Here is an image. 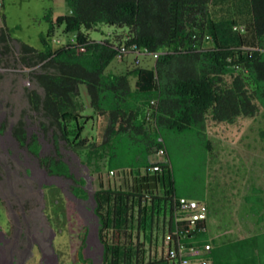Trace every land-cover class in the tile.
I'll list each match as a JSON object with an SVG mask.
<instances>
[{"label":"trees","instance_id":"1","mask_svg":"<svg viewBox=\"0 0 264 264\" xmlns=\"http://www.w3.org/2000/svg\"><path fill=\"white\" fill-rule=\"evenodd\" d=\"M65 3L69 13L54 18L49 11L44 17L49 26L41 35L43 49L19 46V62L38 67L30 71V79L41 93L27 92L30 110L44 120V128L59 132L55 141L60 137L91 175L114 171L124 179L121 187L100 183L92 194L101 264H172L164 239L178 227L176 218L182 214L177 202L204 201L214 150L208 122L234 124L264 113V0ZM218 6L230 13L214 17ZM100 24L125 32L97 41L88 31ZM237 25H245L246 32L235 31ZM60 28L72 39L52 47L50 38ZM0 42L8 51L3 34ZM132 47L143 53L142 59L135 57L124 73L106 72L114 60L132 53ZM148 58L154 59L152 66ZM80 85L86 86L92 115L84 114ZM95 116H106L107 124L98 137L88 138L84 130ZM23 124L19 121L16 127L20 142L28 140ZM32 137L29 148L38 154L41 145ZM159 150L165 161L153 162ZM54 158L42 159L48 172L72 178L68 164ZM154 165L160 169L151 171ZM73 189L74 196L88 197L81 186ZM263 192L254 188L245 197L258 222L264 219ZM206 223L175 239L187 247L208 245L210 264H264V232L223 243L209 236ZM85 226L78 230L83 249ZM78 258L92 264L82 249Z\"/></svg>","mask_w":264,"mask_h":264},{"label":"rangeland","instance_id":"2","mask_svg":"<svg viewBox=\"0 0 264 264\" xmlns=\"http://www.w3.org/2000/svg\"><path fill=\"white\" fill-rule=\"evenodd\" d=\"M49 11H52L54 18L69 13L65 0H0V35L3 34L7 38L9 46V50L6 51L5 43L0 42V198L3 202H11L9 205L14 211L26 213H23L24 219L18 214L20 222L23 226H28L31 236L33 234V237L42 240L43 259L47 264H85L78 261L79 249H82L85 259L93 260L92 264H101L102 249L94 235L96 229L94 222H91L92 226L87 234L88 248L83 249L84 237L80 240L77 231L82 232L87 221L86 212L81 206H88L90 202L87 204L76 200L73 197L72 186H75V179H84L86 181L84 189L87 187L85 190L93 194L100 183L104 187H121L124 185V179L121 176L108 178L105 173L91 175L86 165L80 162L77 154L60 137L54 142L59 132L54 128H44L42 125L45 123L44 120L31 112L26 96L27 92L34 89L41 93L30 79V71L38 67L27 68L19 62L21 43L37 50L43 49L41 35L48 31L49 23L44 17ZM228 13L230 12L220 6L213 8L214 17H224ZM124 32L125 28L100 24L88 31V34L92 39L100 41L106 38L114 39L116 35ZM71 39L72 36L62 34L60 28L49 42L52 47H57ZM135 57L142 59V55L137 56L129 52L122 59L114 60L106 72L124 73L126 65L134 61ZM147 64L152 66L154 59L148 58ZM79 91L80 99L86 106L84 114L92 115L93 109L89 106L86 86L80 85ZM19 121L24 123L27 142H30L32 134H37L39 143L43 141L40 143L39 155L31 154L25 145L18 144L9 137ZM106 124V116H95L87 123L84 135L88 138L98 137ZM207 131L214 142V150L209 156L206 170L203 202L207 203L208 207L207 230L211 238H216L221 226L231 225L229 218L234 217L235 212L241 218L247 215L256 218L255 214L250 212V204L244 196L251 194L255 187L264 188V113L260 111L252 118H238L234 124L209 121ZM44 155L61 157L68 164L74 179L71 177L57 179L43 175L45 170L40 159L45 158ZM151 159L155 162L162 158L154 155ZM53 185L59 186L63 192ZM261 196L264 198V192ZM3 202L0 200V232L10 234L14 212ZM90 204L92 205L88 206V210L94 206L93 203ZM32 254L25 264H42L35 249L32 250ZM8 260L9 258L6 261Z\"/></svg>","mask_w":264,"mask_h":264},{"label":"bare ground","instance_id":"3","mask_svg":"<svg viewBox=\"0 0 264 264\" xmlns=\"http://www.w3.org/2000/svg\"><path fill=\"white\" fill-rule=\"evenodd\" d=\"M5 121V120H4ZM1 123V122H0ZM26 123V122H25ZM28 124V123H27ZM20 125V124H19ZM18 125V126H19ZM24 125V124H23ZM4 127V126H3ZM22 127H24V126H22ZM1 128V127H0ZM4 128H6V127H4ZM12 129V128H11ZM24 129V128H23ZM8 130V129H7ZM14 130V132H13V134H11V132H10V136L9 137H11L13 140H14V142H17L18 144H21V145H25L26 146V148H27V150L31 153V154H34V155H39V152H40V150H39V152H37L38 154H35V153H33V150H31L30 148H29V143H31V142H27V140L25 141V142H20V140H18L17 139V137L16 136H18V135H16V130H18V128L16 129H13ZM19 130H21V129H19ZM18 130V131H19ZM1 131H3V130H1ZM26 131V130H25ZM20 132V131H19ZM23 133V132H22ZM24 133H26V132H24ZM28 133H29V131H28ZM1 135V134H0ZM24 135V134H23ZM30 135V134H29ZM28 135V136H29ZM31 136H34L33 134L31 135ZM36 137H37V134H36ZM40 137V136H39ZM8 138V137H7ZM30 138V137H29ZM33 138V137H32ZM31 139V138H30ZM56 139V138H55ZM23 140V139H22ZM21 140V141H22ZM44 140V139H43ZM6 141V140H5ZM43 142V141H42ZM42 142H40V143H42ZM54 142H55V140H54ZM35 143V142H34ZM39 143V142H38ZM8 144V143H7ZM55 144V143H54ZM53 144V145H54ZM40 145V144H39ZM58 145V144H57ZM17 146V145H16ZM24 146V147H25ZM21 147V146H20ZM33 147H35V144H34V146ZM43 147V146H42ZM45 147V146H44ZM54 147V146H53ZM54 148H56V147H54ZM58 148V147H57ZM24 150V149H23ZM43 150V149H42ZM52 150V149H51ZM10 152V151H9ZM20 152V151H19ZM49 152V151H48ZM52 152V154H54L53 153V151H51ZM56 152V151H55ZM11 153V152H10ZM43 154V153H42ZM41 154V155H42ZM57 154V153H56ZM59 154V153H58ZM61 155V154H60ZM45 156V155H44ZM48 156V155H47ZM49 156H50V154H49ZM48 156V157H49ZM58 156V155H57ZM56 155L55 156H51V157H55V158H58ZM43 157V156H42ZM41 157V158H42ZM48 157H46L45 156V159L46 158H48ZM50 158V157H49ZM54 158V159H55ZM61 158V157H60ZM25 159V158H24ZM31 159V158H30ZM43 159V158H42ZM67 159V158H66ZM27 160V159H26ZM37 160V159H36ZM44 160V159H43ZM51 160V159H50ZM74 160V159H73ZM39 161V160H38ZM40 161H42L41 159H40ZM45 161V160H44ZM43 161V162H44ZM57 161V160H56ZM61 161V160H60ZM70 161V160H69ZM77 161V160H76ZM34 162V161H33ZM37 162V161H36ZM52 162V161H51ZM74 162V161H73ZM50 163V162H49ZM75 163V162H74ZM44 164H45V162H44ZM44 164H43V166H44ZM24 165H26V164H24ZM36 165V164H35ZM46 165V164H45ZM31 166V165H30ZM48 166V165H47ZM77 167V166H76ZM27 168H28V166H27ZM68 168V167H67ZM72 168V167H71ZM25 169H26V167H25ZM70 169V168H69ZM17 170V169H16ZM27 170H29V169H27ZM44 170H45V174L43 173V175H49L51 178H64L65 179V176H61V175H54V174H51V173H49L48 172V169L44 166ZM27 172V171H26ZM29 172V171H28ZM70 173H72V172H70ZM76 173V172H75ZM17 174V173H16ZM19 174H20V171H19ZM60 174V173H59ZM29 175V174H28ZM24 176H25V174H24ZM69 176V175H68ZM20 177V176H19ZM44 178V177H43ZM20 179V178H19ZM23 179V178H22ZM25 179V178H24ZM63 179V180H64ZM71 179V178H70ZM72 179H74V178H72ZM16 180V179H15ZM80 180H84V179H79V180H77V179H75V181H74V183H75V186H77L78 185V187L79 186H81L83 189H84V186L86 185V181H85V184H80L79 183V181ZM67 181H68V179H67ZM77 181V182H76ZM23 183V182H22ZM47 184V183H46ZM58 184V183H57ZM18 185V184H17ZM21 185V184H20ZM68 185H70V184H68ZM89 185V184H88ZM53 186H55V187H57L60 191H62V189L59 187V186H57V185H53ZM71 186V185H70ZM74 186V185H73ZM72 186V188H74ZM37 187V186H36ZM253 187V186H252ZM1 188V187H0ZM71 188V187H70ZM87 188V187H86ZM85 188V189H86ZM254 188V187H253ZM256 188V187H255ZM25 189V188H24ZM84 189V191H86ZM259 189H263L264 190V188H260L259 187ZM34 190V189H33ZM71 190V189H70ZM35 191V190H34ZM73 191H74V189H73ZM253 191V190H252ZM260 191V190H259ZM63 192V191H62ZM72 192V191H71ZM87 192V191H86ZM69 193V192H68ZM248 195H250V194H246L244 197H246V196H248ZM77 196V195H76ZM76 196H74L73 195V197L76 199V200H78V201H81V202H85V203H87V202H90V203H93L94 204V201H93V196H92V194H90V193H88L87 192V198L86 199H80V198H78V197H76ZM72 197V198H73ZM255 197H256V194H255ZM18 199V198H17ZM0 200L3 202V199H1L0 198ZM15 201V200H14ZM17 202V201H16ZM9 203H11V202H9ZM9 203H6V202H3V204H6V205H8L9 207H10V205H9ZM80 203V202H79ZM89 203V205H92V204H90ZM84 204V203H83ZM88 204V203H87ZM17 205V204H16ZM75 205V204H74ZM81 205V204H80ZM88 205V206H89ZM206 205H207V203H206ZM4 206V205H3ZM23 206V205H22ZM88 206H85V205H83V206H81L82 208H83V210H84V212H86L85 213V218H86V220L87 221H89V222H87L86 221V223H84L85 225L86 224H88V225H84L85 227H87L86 229L88 230L87 232H89L90 231V228H91V222H94L95 223V237H96V240L98 241L97 243L98 244H100V242H99V238H98V229H97V226H98V219H97V217L95 216V214H94V206H91V210H88L89 208H88ZM17 207V206H16ZM11 208V210L14 212V219H13V222H12V226H10V227H12V230H10V234H7V232H5L6 234H2L1 232H0V264H25V262H26V260H28V258L30 257V256H33V254H32V250L33 249H35L36 250V252L38 253V255H39V258H41V263L42 264H47V262L46 261H44V259H43V252H42V249H44V244L42 243V240H40V239H37V238H35V237H33V234H32V236L30 235V230H29V228H28V226H23V224L20 222V217H18V214H20V213H18L16 210L14 211V209H12L13 207H10ZM20 208V207H19ZM18 208V209H19ZM88 208V209H87ZM264 208V207H263ZM78 209V208H77ZM76 209V210H77ZM28 212V211H27ZM24 214H26L25 212H23ZM23 213L22 214H20L21 215V217H22V219H24V215H23ZM9 215V214H8ZM209 215V214H208ZM248 216V215H247ZM247 216H245L244 218H241L240 216H238V214L235 212L234 213V217H231V218H229V219H231V225L230 226H226V225H223V226H221V229H219V233L217 234V236H216V240L218 241V242H227V241H230V240H236V239H239V238H244L245 239V237H249V236H252V235H256V234H259V233H262V232H264V219H263V221L262 222H258L257 221V217L255 218V217H247ZM9 217H11L10 215H9ZM28 217V216H27ZM83 217V216H82ZM81 217V218H82ZM262 217V216H261ZM228 219V220H229ZM11 220H12V218H11ZM82 220V219H81ZM206 221H208V219L206 220ZM208 223V222H207ZM206 223V224H207ZM223 224V223H222ZM26 225V224H25ZM33 226V225H32ZM220 226V225H219ZM2 227H4V226H2ZM46 227V226H45ZM48 228V227H47ZM207 228H209V227H207ZM2 229V228H1ZM5 229V228H4ZM34 229V228H33ZM71 229V228H70ZM72 230V229H71ZM3 232V231H2ZM78 232V231H77ZM75 233V232H74ZM209 233V232H208ZM79 234V233H78ZM88 234V233H87ZM210 234V233H209ZM69 235V234H68ZM81 235V234H80ZM210 236V235H209ZM87 237H88V235H87ZM51 239H52V234H50V247H51V249H52V242H51ZM70 239V238H69ZM214 239V238H213ZM257 243V242H256ZM95 245V244H94ZM96 246V245H95ZM94 246V247H95ZM71 248V247H70ZM88 248V242H87V238H86V249ZM101 249H103L102 248V246L100 247ZM7 258H9V260L8 261H6L7 260ZM92 259V258H91ZM93 261V260H92Z\"/></svg>","mask_w":264,"mask_h":264},{"label":"built area","instance_id":"4","mask_svg":"<svg viewBox=\"0 0 264 264\" xmlns=\"http://www.w3.org/2000/svg\"><path fill=\"white\" fill-rule=\"evenodd\" d=\"M234 30L240 33L246 32V28L242 25L235 26ZM132 49L136 54H140L135 47H132ZM121 52H125V50L122 49ZM153 57L157 58V54H153ZM156 155L162 158L157 162L165 161V152L163 150H159ZM159 169L158 165H154L151 171L154 172ZM107 177L115 178L118 176L114 171H110ZM177 211L182 214L176 218L178 227L172 233L167 234L164 239L167 259L172 264H210V260L206 258L210 250L208 245L204 247H187L180 243L178 239H175L178 234H187L197 223L206 221L208 218V207L204 202L181 198L177 202Z\"/></svg>","mask_w":264,"mask_h":264},{"label":"clouds","instance_id":"5","mask_svg":"<svg viewBox=\"0 0 264 264\" xmlns=\"http://www.w3.org/2000/svg\"><path fill=\"white\" fill-rule=\"evenodd\" d=\"M242 26H244L245 28H246V26L245 25H242ZM241 34H243V33H241ZM136 54V53H135ZM137 56L138 55H143V53H140V54H136ZM158 55V54H157ZM152 57H153V54H152ZM154 58V57H153ZM155 59V58H154Z\"/></svg>","mask_w":264,"mask_h":264}]
</instances>
